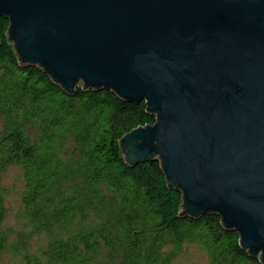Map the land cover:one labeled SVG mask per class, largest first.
Here are the masks:
<instances>
[{
  "label": "water",
  "instance_id": "95a60500",
  "mask_svg": "<svg viewBox=\"0 0 264 264\" xmlns=\"http://www.w3.org/2000/svg\"><path fill=\"white\" fill-rule=\"evenodd\" d=\"M21 62L77 87L145 101L121 141L159 161L181 216L218 215L264 264V0H0Z\"/></svg>",
  "mask_w": 264,
  "mask_h": 264
},
{
  "label": "trees",
  "instance_id": "16d2710c",
  "mask_svg": "<svg viewBox=\"0 0 264 264\" xmlns=\"http://www.w3.org/2000/svg\"><path fill=\"white\" fill-rule=\"evenodd\" d=\"M9 27L0 17V263L9 253L24 264H174L198 245L209 264H263L218 215L183 218L159 161L123 158L121 139L156 123L145 101L83 86L66 93L20 61ZM12 166L24 175L29 232L9 243L2 178ZM35 234L49 237L38 254L28 252Z\"/></svg>",
  "mask_w": 264,
  "mask_h": 264
},
{
  "label": "rangeland",
  "instance_id": "374dc122",
  "mask_svg": "<svg viewBox=\"0 0 264 264\" xmlns=\"http://www.w3.org/2000/svg\"><path fill=\"white\" fill-rule=\"evenodd\" d=\"M69 146L72 148L70 144ZM2 188L5 208L7 210V218L2 226V230L5 233H11L8 236V242L13 243L17 240V235L20 231L29 232L28 221L25 217L22 203L25 179L19 167L12 166L4 172ZM28 241V252L38 254L49 243V237L45 234H35ZM0 264H24V262L22 255L8 253ZM174 264H209V258L202 247L198 245H185L181 254L175 259Z\"/></svg>",
  "mask_w": 264,
  "mask_h": 264
}]
</instances>
